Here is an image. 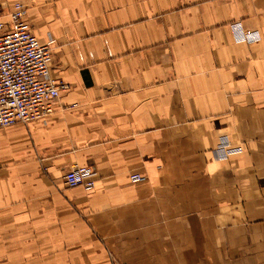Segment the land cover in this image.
<instances>
[{"label": "crops", "instance_id": "0c3cea01", "mask_svg": "<svg viewBox=\"0 0 264 264\" xmlns=\"http://www.w3.org/2000/svg\"><path fill=\"white\" fill-rule=\"evenodd\" d=\"M15 2L68 88L0 126V264H264V0Z\"/></svg>", "mask_w": 264, "mask_h": 264}, {"label": "built area", "instance_id": "2783aa9c", "mask_svg": "<svg viewBox=\"0 0 264 264\" xmlns=\"http://www.w3.org/2000/svg\"><path fill=\"white\" fill-rule=\"evenodd\" d=\"M26 9L15 2L9 12V21L0 22V126L26 124L44 119L51 103L68 85L50 74L52 54L50 47L38 42L25 22ZM235 39L254 42L260 38L257 31L245 30L239 22L231 24ZM264 82V75L262 76ZM243 150L225 136H221L215 148V156L227 159ZM94 169L76 166L67 170L62 179L66 186H82L85 190L95 185ZM133 183L143 181V175H129Z\"/></svg>", "mask_w": 264, "mask_h": 264}, {"label": "rangeland", "instance_id": "374dc122", "mask_svg": "<svg viewBox=\"0 0 264 264\" xmlns=\"http://www.w3.org/2000/svg\"><path fill=\"white\" fill-rule=\"evenodd\" d=\"M103 253L105 254L109 264H125L119 259L118 252L116 253L114 251L105 250Z\"/></svg>", "mask_w": 264, "mask_h": 264}]
</instances>
